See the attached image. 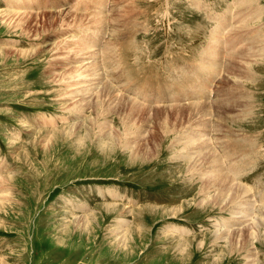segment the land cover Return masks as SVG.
I'll list each match as a JSON object with an SVG mask.
<instances>
[{
	"label": "rangeland",
	"instance_id": "obj_1",
	"mask_svg": "<svg viewBox=\"0 0 264 264\" xmlns=\"http://www.w3.org/2000/svg\"><path fill=\"white\" fill-rule=\"evenodd\" d=\"M263 206L264 0H0V264H264Z\"/></svg>",
	"mask_w": 264,
	"mask_h": 264
},
{
	"label": "bare ground",
	"instance_id": "obj_2",
	"mask_svg": "<svg viewBox=\"0 0 264 264\" xmlns=\"http://www.w3.org/2000/svg\"><path fill=\"white\" fill-rule=\"evenodd\" d=\"M244 1V0H243ZM236 2H237V0H236ZM63 12V11H62ZM29 18V17H28ZM38 18V17H37ZM239 18V17H238ZM24 19V18H23ZM36 19V18H35ZM25 20V19H24ZM37 20V19H36ZM227 20V19H226ZM78 21H80V20H77V22ZM84 21V20H83ZM224 21V20H223ZM241 21V20H240ZM25 22V21H24ZM76 22V23H77ZM55 23H57V21H55L53 24L51 23L50 25H54ZM58 23H59V21H58ZM83 23V22H82ZM92 23H94V22H92ZM98 23V22H97ZM219 23V22H218ZM96 24V23H95ZM35 25V24H34ZM101 25V24H100ZM220 26V25H219ZM96 27H98V26H96ZM217 28V27H216ZM221 28V27H220ZM224 28V27H223ZM219 32H220V30H218ZM224 33V32H223ZM236 34V33H235ZM238 35H237V37H236V39L238 40V36H239V33H237ZM222 35V34H221ZM231 37V36H230ZM229 37V38H230ZM243 37V36H242ZM218 38V37H217ZM233 38L234 37H232V40H233ZM93 38L91 37V39H89V40H92ZM83 40V39H82ZM235 40V39H234ZM85 42V40L83 41V43ZM218 42V41H217ZM230 42H231V40H230ZM236 43V42H235ZM226 44V43H225ZM231 44V43H230ZM237 44V43H236ZM226 46H228V45H225V47ZM230 46V45H229ZM226 49V48H225ZM228 51H229V49H228ZM241 52V51H240ZM78 53H80V52H78ZM78 53L77 54H75V55H78ZM233 53H234V51H233ZM239 53V52H238ZM81 54V53H80ZM85 54V53H84ZM74 55V56H75ZM222 55V54H221ZM242 55V54H241ZM79 56V55H78ZM234 56V55H233ZM73 57V56H72ZM71 57V58H72ZM111 57V56H110ZM69 58V57H68ZM74 58L75 57H73V59H71V60H74ZM77 58V57H76ZM70 59V58H69ZM78 59H79V57H78ZM77 59V60H78ZM116 59V58H115ZM68 60V59H67ZM85 60V59H84ZM217 60V59H216ZM234 61V60H233ZM238 61V60H237ZM80 62H81V60H80ZM103 63V62H102ZM209 63H212V62H209ZM217 64V63H216ZM217 65H219V64H217ZM217 65H215V64H210L209 65V67H212V68H214V70L216 69V66ZM229 65V64H228ZM96 66V65H95ZM242 67H244V65L242 66ZM240 68V67H239ZM73 69V68H72ZM95 69V68H94ZM248 69V68H247ZM212 70V69H211ZM250 70V69H249ZM72 70L70 69V72H71ZM76 71V70H75ZM74 71V72H75ZM78 72V71H77ZM85 72H88V71H85ZM84 74V73H83ZM72 75V74H71ZM89 75V74H88ZM79 76H81V75H79ZM252 76V75H251ZM99 77V76H98ZM89 83V82H88ZM95 83V82H94ZM71 85V84H70ZM78 85V84H77ZM95 85V84H94ZM91 86H93V84L91 85ZM103 86H104V84H103ZM106 87V86H105ZM83 89V88H82ZM103 90L101 91V93H99V94H102V96L104 95V97H105V95L107 94V95H111L110 93V90H109V87H106L105 89L104 88H102ZM91 90V89H90ZM86 91V90H85ZM112 91H114V90H112ZM78 92V91H77ZM98 92V91H97ZM160 93V92H159ZM113 94V93H112ZM161 94V93H160ZM111 97V96H110ZM90 98V97H89ZM109 98V97H108ZM114 98V97H113ZM119 98V97H118ZM122 98V97H121ZM100 99V98H99ZM111 99H112V97H111ZM110 99V100H111ZM107 100V99H106ZM116 100H119V99H117V97H116ZM98 101V100H97ZM229 101L230 100H228V105H229ZM99 102H101V106H104L103 105V103L105 102V101H102V100H99L98 101V103ZM117 102V104H119L118 102L119 101H116ZM125 102V101H124ZM108 103H106V105H107ZM111 104H112V102H111ZM232 104V103H231ZM230 104V105H231ZM91 105H93V104H91ZM128 105V104H127ZM131 105V104H130ZM129 105V107H131ZM225 105H227L226 103H225ZM115 106V105H114ZM134 106V109L136 108V104H134L133 105ZM205 106V105H204ZM223 106V105H222ZM221 106V107H222ZM93 107V106H92ZM141 107V106H140ZM140 107H138V108H136L135 110L137 111V113L136 114H140V112H141V114L143 115V113H147V115H149L150 113H151V110H149V109H144V108H140ZM200 107V106H199ZM220 107V106H219ZM104 108V107H103ZM127 108V107H126ZM132 108V107H131ZM148 108V107H147ZM188 108H190V110L188 109ZM209 107H200V108H195V107H193V106H189V107H186V106H178V107H173V108H170L169 110H168V108H165V109H167L168 110V113H166V112H164L165 114V116L163 115H160V116H162L163 117V119L164 120H162V118H161V120L160 121H162L164 124H163V130H166V131H168V132H171V131H174L176 128H178L177 127V124H176V121H180L181 119L183 120V118H185V116H184V114H185V111L186 110H188V111H190V114H192V116L194 115L195 116V114H200V113H204V115H207V111L209 110L208 109ZM225 108V107H224ZM223 108V109H224ZM227 108H228V106H227ZM231 108V107H230ZM98 109V108H97ZM225 110V109H224ZM229 110V109H228ZM187 111V112H188ZM129 113V112H128ZM153 113V112H152ZM155 113V116L157 115V117H158V112H154ZM153 113V114H154ZM162 113V112H161ZM171 113H177L178 115H180V117L181 118H178V117H176L175 118V120H174V122L171 120V118L173 117V115L171 116L170 114ZM151 115V114H150ZM170 115V116H169ZM200 115H202V114H200ZM138 116V115H137ZM177 116V115H176ZM153 117V116H152ZM134 118V117H133ZM195 118V117H194ZM131 119V118H130ZM137 120V119H136ZM189 120V119H188ZM192 120V119H191ZM194 120V119H193ZM192 120V121H193ZM148 121V120H147ZM190 121V120H189ZM132 122V121H131ZM130 122V123H131ZM197 123H198V121H196ZM195 122V123H196ZM201 122V121H200ZM135 123V122H134ZM133 123V124H134ZM190 123V122H189ZM198 124H200V125H202V123H198ZM171 125H174V130H172L170 127H171ZM207 125V124H206ZM109 126V125H108ZM160 127L162 126V123L159 125ZM129 128V127H128ZM141 128V127H140ZM158 129V128H157ZM162 130V131H163ZM229 132V131H228ZM231 132V131H230ZM144 134V133H143ZM164 134V133H163ZM207 134V133H206ZM141 135V134H140ZM151 135H152V137L153 136H157L158 134H153V133H151ZM134 138V137H133ZM145 136H143V135H141L140 136V138H139V140H141V141H143V142H146V141H144L145 140ZM186 140L187 139H191V137H188V138H185ZM130 141V140H129ZM178 141V140H177ZM132 142H134L133 144L135 145V146H137L136 145V140L135 141H132ZM188 142V141H187ZM148 143V142H147ZM179 143V142H178ZM189 144H190V142H188ZM188 143H186L185 142V144H184V150H186L187 151V148H188ZM198 143H199V141H198ZM129 144V143H128ZM158 144V143H157ZM191 145V144H190ZM193 145H194V143H193ZM203 144L201 143L200 145H198V146H202ZM238 145V144H237ZM236 145V146H237ZM132 147V146H131ZM196 146H194V148H195ZM206 145H203V148H201V147H198V149L200 150V152H201V150L202 151H208L207 149H206ZM128 148H129V146H128ZM142 148V147H141ZM194 148H192V151H193V149ZM197 148V147H196ZM145 149V148H144ZM209 149V148H208ZM190 151H191V148H190ZM195 151V150H194ZM148 152V151H147ZM199 152V151H198ZM186 153V152H185ZM184 153V154H185ZM192 153V152H191ZM196 153V152H195ZM194 153V154H195ZM204 153V152H203ZM192 155V154H191ZM200 155H201V153H200ZM200 155H199V157H200ZM202 157H200L201 158V160L200 161H202L201 162V164L203 165V166H205L204 168V170H203V172H206V171H208V172H212L211 174H212V176H210V175H203V177H207V181L206 180H204V181H206L207 183H209V185H210V187H215V189L217 190V191H219V195H218V197L220 196L221 198L223 197H225V195H227V193L229 192V191H232V195H233V197L231 198V203H233V202H237V199L241 196V194H246V191H245V189L243 188V187H241L240 185H237L236 184V182L235 181H237L236 179H235V181H234V177H228V176H226V177H222V176H218L219 175V173H222V168L220 167V164H221V162L219 163L218 161H221L220 160V158L218 157V161L216 160V155L214 154V155H210L209 153H204L203 155H201ZM199 158V159H200ZM200 161L199 162H197V163H200ZM195 163V162H194ZM235 163V162H234ZM240 165V164H239ZM201 166V165H200ZM202 166V167H203ZM238 166V165H237ZM236 165H231L230 167H228V168H231V170L233 171V173L235 174V175H237L238 173H239V175L241 174V172H242V169L240 168V167H237ZM193 168H195V166L194 167H192L191 168V170H193ZM215 174H218L217 176H215ZM230 174V173H229ZM211 177V178H209L208 179V177ZM234 176V175H233ZM238 176H236V178H237ZM235 182V183H234ZM205 184V183H204ZM205 190V189H204ZM212 198V197H211ZM240 200V199H239ZM249 200V199H248ZM252 202V201H251ZM226 203V202H225ZM240 203V202H239ZM254 203V202H253ZM238 205V204H237ZM254 206V205H253ZM237 207V206H236ZM241 207V206H240ZM239 206L235 209V210H237L238 208H239V211L241 212V208H240ZM245 208V207H244ZM252 208V207H251ZM251 208H249L250 209V211H251ZM261 209V210H260ZM234 210V209H233ZM259 210L261 211V214L260 215H262V217H264V206L263 207H260L259 208ZM232 212V211H231ZM239 213V212H238ZM238 213H236V215H235V213H234V215L235 216H237L238 215ZM252 213L253 212H248L247 213V216L248 217H250L251 218V216L250 215H252ZM257 213H259V212H257ZM242 215H243V213H242ZM234 216V217H235ZM238 216H240L241 217V215H238ZM244 217V216H243ZM246 218V217H245ZM253 218V217H252ZM255 218V217H254ZM243 220V219H242ZM253 221H254V219H252ZM241 224V223H240ZM252 225V227H249V226H251ZM262 221H261V217H259V219H258V221L257 222H253L252 224H250L249 226H248V230H243L242 232H240V233H236V239H237V237L239 238V239H243L242 237H247L249 240H250V242H251V244L253 245V244H255L254 243V241H258L259 240V237H261V235L259 234V232H260V228L262 227ZM245 232H247V234H245ZM227 233V232H226ZM225 233V234H226ZM245 235V236H244ZM233 236H235V235H233ZM241 236V237H240ZM225 239H227V236L226 237H224ZM236 242H237V240H236ZM242 242V241H241ZM243 242H245V241H243ZM249 244V243H248ZM245 249V248H244ZM253 248H251L250 249V253H251V255H254V256H257L256 255V253L254 252V250H252ZM252 258V257H251ZM256 260V262H257V259H255Z\"/></svg>",
	"mask_w": 264,
	"mask_h": 264
}]
</instances>
